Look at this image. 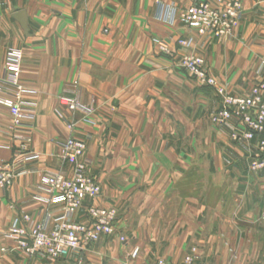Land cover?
Segmentation results:
<instances>
[{
	"label": "crops",
	"instance_id": "crops-1",
	"mask_svg": "<svg viewBox=\"0 0 264 264\" xmlns=\"http://www.w3.org/2000/svg\"><path fill=\"white\" fill-rule=\"evenodd\" d=\"M77 1H67L66 18L52 19L49 29V22L41 26L44 17L49 18L35 12L34 1L0 0V84L10 53L20 52L26 114L22 126L16 127L10 110L0 106V166L19 153L37 156L28 173L0 189V264H76L71 253L58 259L27 256L8 237L15 219L31 230L59 227L65 206L51 203L41 180L48 174L73 175L62 151L71 137L87 144L89 175L102 188L98 199L84 203L75 221L88 222L92 206L118 214L116 235L90 246L91 264H154L160 258L184 264L191 249L193 264H264V169L249 172L261 137L235 144L229 141L230 133L244 132L238 122L223 136L201 126L208 115L201 107L208 104L212 111L218 104L211 98L214 92L173 70L169 58L163 57L158 66L162 76L156 73L147 83L121 72L109 82L97 78L92 74L90 41L86 46L80 40L91 37V30L84 25L87 14L76 13ZM164 1L181 7L191 2ZM208 2L217 6L214 0ZM20 11L27 12L29 35L14 18ZM168 11L173 16L179 12L163 5L159 22L151 13L158 22L155 26L163 20V41L173 44L197 36L193 50L207 57L210 74L231 94L250 95L264 63V0L244 1L240 27L225 40L180 29V20L166 21ZM103 13L99 17L106 22L105 9ZM42 37L52 39L50 44H42ZM99 50L100 55L107 54L106 48ZM75 82L83 103L93 107L90 115L72 113L62 105L63 98L73 96ZM157 228H163V240L157 237ZM136 249L139 253L133 257Z\"/></svg>",
	"mask_w": 264,
	"mask_h": 264
},
{
	"label": "built area",
	"instance_id": "built-area-1",
	"mask_svg": "<svg viewBox=\"0 0 264 264\" xmlns=\"http://www.w3.org/2000/svg\"><path fill=\"white\" fill-rule=\"evenodd\" d=\"M220 3L226 0H218ZM244 10L243 0L227 1L223 9L214 8L207 2L191 6L180 16L190 24L197 25L201 35L210 33L216 39L232 36L239 28ZM172 11L166 14V21L176 19ZM183 47H188L187 41H181ZM163 52L170 54L169 47L163 43ZM23 56L18 51H12L5 71V78L0 84V106L10 110L15 119L16 127H21L26 118L22 102L25 92L21 84ZM181 64L199 83L215 91L221 99L222 109L211 117L217 126H225L231 119H237L243 126L244 132H234V142H251L261 137L258 152L251 159V170L264 169V66L261 67L262 81L256 85L248 96H234L221 87L216 79L208 72L203 57L192 56L181 59ZM73 96L62 99V105L70 112H83L90 115L93 107L83 103L82 91L77 82L72 84ZM70 129L73 125L69 126ZM87 144L73 137L62 145L63 158L72 166L73 175L48 174L41 180V185L51 195L52 204H63L65 215L57 229L48 231L45 228L28 229L22 225L21 219H15L8 230V237L17 248L27 256L45 255L58 259L68 253L75 256L76 264H89L87 253L92 244L103 237L115 235L117 212L114 209L89 207V221L77 223L76 215L83 209L87 200L95 201L102 194L101 185L89 175L90 162L84 156ZM37 156L30 153H19L12 161L0 166V189L5 190L13 184L16 177L28 173L31 163ZM24 220L28 222L29 217ZM124 241V239H122ZM4 249V252H9ZM136 249L132 256L136 257ZM158 264H170L160 261Z\"/></svg>",
	"mask_w": 264,
	"mask_h": 264
},
{
	"label": "rangeland",
	"instance_id": "rangeland-1",
	"mask_svg": "<svg viewBox=\"0 0 264 264\" xmlns=\"http://www.w3.org/2000/svg\"><path fill=\"white\" fill-rule=\"evenodd\" d=\"M8 1H11V0H8ZM13 1H23L24 4H25V1H27L28 4H32V2L34 1L33 8L35 9V12L45 13L43 15H46L49 18V19H46V17H44L41 26L47 27L46 25L49 22V24H51L49 29L52 28V21H53L52 19L60 18V20L62 21L63 18H66L67 16L66 14L68 13V7H69L67 3V1L69 0H13ZM203 1L204 0H199V1L191 0V2L188 3L187 7L178 6L176 4V1H164V0H88V1L80 0V1H77L76 13L79 14V13L84 12L87 14L85 18L86 23L84 25L88 30L89 29L91 30V37L85 38V39H80V38L79 39L81 41L85 40L86 46H88V42L90 41V44L92 47V54H91L92 67H93L92 74L93 75L96 74L97 78H99L102 81L106 79L107 82H109L112 80L113 77H115L117 72H121L122 74H124L125 77L129 75H133V78H138V77L143 78L144 80L142 82L147 83L149 79H151L152 77L154 78L156 76V73H157V76H162L161 73H158V70H159L158 66L160 65V63H163V57H166L172 60L173 70H177L178 73L181 74V76L188 78V79H192L194 80V82H197L201 87H205L201 85L199 81H197V79L194 76H192L186 69H184L181 64V59H184L185 57L200 56L205 59L207 69H208L207 57L193 50L194 46L196 45L195 39H197V36L196 37L194 36L193 38L192 36L188 35L186 38H179L177 41L171 44L169 41L167 42L163 41V20L160 22L161 24L159 23L160 28L158 26H155L160 21L157 18L161 19L160 17H163L162 16L163 15V5L168 6V8L172 10L178 9L179 10L178 15H181L184 11H186L191 6L198 5ZM214 1H216L217 6L208 2V0H205L204 2H207L214 8L223 9L225 6V3L227 1H232V0H226L221 3L218 0H214ZM83 2H85V5H86L85 7L83 6ZM103 9H105L107 13L106 22H104V20H101L99 17V16H102V17L104 16ZM152 12L154 15H157L156 20L158 22L154 21V17L151 15ZM89 13H90V16L88 17ZM242 16H243V13H242ZM40 17L42 18V15H40ZM176 19L180 20L179 22L180 29H187V30L194 29L192 30L193 33H195L194 31H196L198 36L213 37L210 33L206 35H201L198 31L197 25L186 22L180 16H178ZM72 22L76 29H78L81 26L80 24H78V18L73 19ZM66 28L67 27L65 26L64 29ZM234 34L225 39H230L231 37L234 36ZM225 39H222V40H225ZM41 40H42V44H45V43H48L52 39L47 38V37H42ZM60 40L65 41L67 43L68 39H60ZM72 40L78 41L76 37L72 38ZM181 41H187L189 43V46L183 47L180 44ZM163 43H165L169 47L171 51L170 54H166L163 52ZM100 48H106L107 54L100 55V50H99ZM173 50L175 53L173 52ZM178 50H184V51L181 55H178ZM100 56L101 57L103 56V58L100 59L99 58ZM104 61H106V64L101 66L100 63L101 62L103 63ZM263 66H264V63H263ZM208 72H209V69H208ZM211 77L213 76L211 75ZM259 78H260L259 80L262 81L263 79L262 74L260 75ZM260 81H258L255 85H258ZM255 85L253 86V88L255 87ZM221 87L225 88L226 91L228 93L230 92L231 94V90L228 87L226 86H221ZM146 88H150L148 84ZM213 92L214 93L212 94L211 98L214 100H217L218 104H214V106L215 105L216 106L213 108L214 110L212 109V111L208 109V108H211L207 106L208 104L207 105L205 104L204 106L201 107L204 111H207L208 113V115H206L205 117L201 119L202 120L201 126L209 127L211 131H215L216 134L223 136L222 133H225L226 131L229 132L228 130H234V128H236L235 122L236 124L237 122L240 125L242 124L235 118L231 119L230 120L231 122L229 121L225 126H217L211 121V117L213 115H216L223 107L221 103V99L217 96L215 91ZM234 96H239V94L234 95ZM226 128H229V129H226ZM231 135L232 133H230V137H229V141L231 143H235V144L244 143V142H234L232 140ZM261 171L262 170L256 171V172L252 171L251 165L249 166L250 173H258ZM87 216H88V213H87ZM116 217H117L116 218V222H117L118 214ZM88 221H89V216H88ZM116 222H115V225H116ZM79 223H83V222H79ZM145 224L148 225L147 222H145ZM155 224H156L155 220H152L151 225L154 226ZM160 224L161 223L158 222L157 226H159ZM142 232H145V235H146L148 233V227H146V230ZM156 232H157L156 233L157 237L160 238L159 240H163V228H157ZM115 235H116V232H115ZM192 252H194V250L192 251L191 249L184 264H193L192 263L193 258L191 256ZM160 261H163L165 263H170V264H176L172 261L161 259V258L157 259L154 264H158ZM89 264L91 263L89 262Z\"/></svg>",
	"mask_w": 264,
	"mask_h": 264
},
{
	"label": "water",
	"instance_id": "water-1",
	"mask_svg": "<svg viewBox=\"0 0 264 264\" xmlns=\"http://www.w3.org/2000/svg\"><path fill=\"white\" fill-rule=\"evenodd\" d=\"M14 18L20 23L26 35H29V26H28V15L26 11H20L14 14Z\"/></svg>",
	"mask_w": 264,
	"mask_h": 264
}]
</instances>
